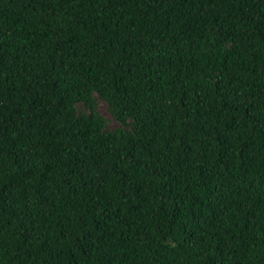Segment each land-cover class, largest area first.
Masks as SVG:
<instances>
[{
  "label": "trees",
  "instance_id": "trees-1",
  "mask_svg": "<svg viewBox=\"0 0 264 264\" xmlns=\"http://www.w3.org/2000/svg\"><path fill=\"white\" fill-rule=\"evenodd\" d=\"M0 264H264V0H0Z\"/></svg>",
  "mask_w": 264,
  "mask_h": 264
},
{
  "label": "rangeland",
  "instance_id": "rangeland-1",
  "mask_svg": "<svg viewBox=\"0 0 264 264\" xmlns=\"http://www.w3.org/2000/svg\"><path fill=\"white\" fill-rule=\"evenodd\" d=\"M98 110L100 111V113L105 116L108 119V125L110 128H114L117 126L116 121L112 118V116L110 115L108 109H107V105L105 102L100 101L98 104Z\"/></svg>",
  "mask_w": 264,
  "mask_h": 264
}]
</instances>
